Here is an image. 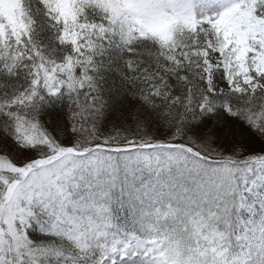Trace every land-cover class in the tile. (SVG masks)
I'll return each instance as SVG.
<instances>
[{
    "label": "snow or ice",
    "instance_id": "6c2138e0",
    "mask_svg": "<svg viewBox=\"0 0 264 264\" xmlns=\"http://www.w3.org/2000/svg\"><path fill=\"white\" fill-rule=\"evenodd\" d=\"M0 264H264V0H0Z\"/></svg>",
    "mask_w": 264,
    "mask_h": 264
},
{
    "label": "rangeland",
    "instance_id": "374dc122",
    "mask_svg": "<svg viewBox=\"0 0 264 264\" xmlns=\"http://www.w3.org/2000/svg\"><path fill=\"white\" fill-rule=\"evenodd\" d=\"M121 259H124V258H121Z\"/></svg>",
    "mask_w": 264,
    "mask_h": 264
}]
</instances>
